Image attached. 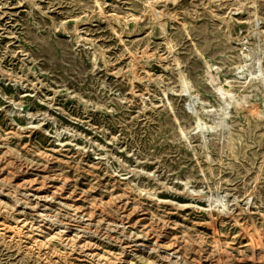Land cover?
Returning a JSON list of instances; mask_svg holds the SVG:
<instances>
[{"label": "rangeland", "instance_id": "1", "mask_svg": "<svg viewBox=\"0 0 264 264\" xmlns=\"http://www.w3.org/2000/svg\"><path fill=\"white\" fill-rule=\"evenodd\" d=\"M0 264H264V0H0Z\"/></svg>", "mask_w": 264, "mask_h": 264}]
</instances>
